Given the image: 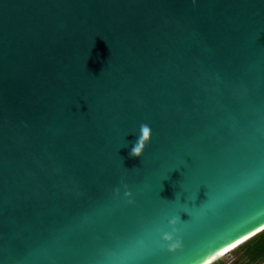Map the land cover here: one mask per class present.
Segmentation results:
<instances>
[{
    "label": "water",
    "instance_id": "95a60500",
    "mask_svg": "<svg viewBox=\"0 0 264 264\" xmlns=\"http://www.w3.org/2000/svg\"><path fill=\"white\" fill-rule=\"evenodd\" d=\"M259 229L264 0H0V264H205Z\"/></svg>",
    "mask_w": 264,
    "mask_h": 264
},
{
    "label": "clouds",
    "instance_id": "9594fccd",
    "mask_svg": "<svg viewBox=\"0 0 264 264\" xmlns=\"http://www.w3.org/2000/svg\"><path fill=\"white\" fill-rule=\"evenodd\" d=\"M193 2L195 3V0H193ZM149 139H150V128L148 127V125L142 124L141 125L140 140H139L137 146L135 148H133L131 155H133V156L141 155L143 152V149H144L145 145L147 144V142L149 141ZM172 223L175 224L176 221L173 220ZM165 240L172 241V236L170 234H166ZM178 247H180L179 241L168 244V250L169 251H175Z\"/></svg>",
    "mask_w": 264,
    "mask_h": 264
},
{
    "label": "trees",
    "instance_id": "16d2710c",
    "mask_svg": "<svg viewBox=\"0 0 264 264\" xmlns=\"http://www.w3.org/2000/svg\"><path fill=\"white\" fill-rule=\"evenodd\" d=\"M238 250L244 249L246 252V255H253L254 251L252 250H261L264 249V229L260 232H258L257 234H255L254 236H252L251 238H249L248 240H246L245 242H243L242 244H240L237 247ZM252 249V250H251ZM222 262L219 260H216L214 262H212L211 264H221Z\"/></svg>",
    "mask_w": 264,
    "mask_h": 264
},
{
    "label": "flooded vegetation",
    "instance_id": "af4514ba",
    "mask_svg": "<svg viewBox=\"0 0 264 264\" xmlns=\"http://www.w3.org/2000/svg\"><path fill=\"white\" fill-rule=\"evenodd\" d=\"M239 251H240V255L238 257L231 260L230 262H227V263L222 262L221 264H264V249L252 250L254 251L253 252L254 254L251 256L246 255V252L244 249H241Z\"/></svg>",
    "mask_w": 264,
    "mask_h": 264
},
{
    "label": "bare ground",
    "instance_id": "6f19581e",
    "mask_svg": "<svg viewBox=\"0 0 264 264\" xmlns=\"http://www.w3.org/2000/svg\"><path fill=\"white\" fill-rule=\"evenodd\" d=\"M260 230V229H259ZM263 230V229H262ZM260 230V231H262ZM258 231V230H257ZM259 231V232H260ZM255 233V232H254ZM257 234V233H256ZM254 236V235H253ZM252 237V234L235 242L234 244L230 245L229 247L225 248L224 250L220 251L219 253L215 254L214 256L210 257L205 264H210L216 260H218L220 257L224 256L225 254H227L228 252H230L231 250L235 249L237 246H239L240 244H242L243 242H245L246 240H248L249 238Z\"/></svg>",
    "mask_w": 264,
    "mask_h": 264
},
{
    "label": "rangeland",
    "instance_id": "374dc122",
    "mask_svg": "<svg viewBox=\"0 0 264 264\" xmlns=\"http://www.w3.org/2000/svg\"><path fill=\"white\" fill-rule=\"evenodd\" d=\"M238 247V246H237ZM237 247L233 250H231L230 252H228L227 254H225L224 256L220 257L218 260L221 262H230L231 260L235 259L236 257H238L240 255V251L237 249Z\"/></svg>",
    "mask_w": 264,
    "mask_h": 264
}]
</instances>
